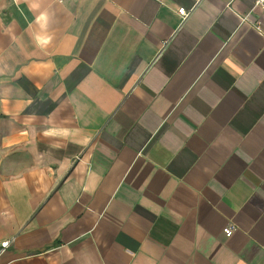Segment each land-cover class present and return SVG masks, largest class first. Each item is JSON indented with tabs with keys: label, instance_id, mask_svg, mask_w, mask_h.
Returning <instances> with one entry per match:
<instances>
[{
	"label": "crops",
	"instance_id": "1",
	"mask_svg": "<svg viewBox=\"0 0 264 264\" xmlns=\"http://www.w3.org/2000/svg\"><path fill=\"white\" fill-rule=\"evenodd\" d=\"M255 1L0 0V264H264Z\"/></svg>",
	"mask_w": 264,
	"mask_h": 264
},
{
	"label": "built area",
	"instance_id": "2",
	"mask_svg": "<svg viewBox=\"0 0 264 264\" xmlns=\"http://www.w3.org/2000/svg\"><path fill=\"white\" fill-rule=\"evenodd\" d=\"M255 3L257 5L264 6V0H256ZM178 13L182 17V19H186L189 16L190 11L187 10L185 7H181V8L178 9ZM235 228H236L235 224L233 222H229L224 227L223 232L225 234H230V233H232L235 230Z\"/></svg>",
	"mask_w": 264,
	"mask_h": 264
}]
</instances>
